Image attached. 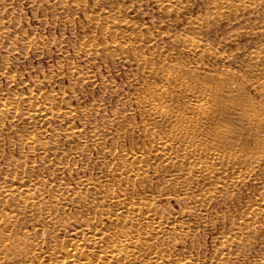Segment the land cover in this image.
I'll use <instances>...</instances> for the list:
<instances>
[{
  "label": "bare ground",
  "instance_id": "6f19581e",
  "mask_svg": "<svg viewBox=\"0 0 264 264\" xmlns=\"http://www.w3.org/2000/svg\"><path fill=\"white\" fill-rule=\"evenodd\" d=\"M27 1H29V0H27ZM57 1H59V0H57ZM104 1L98 0V2L100 4L99 11L103 12L105 14L104 16H108L109 20L105 21L106 19L105 20L103 19L105 22L102 21V23L100 21H95V25L99 26L102 29V31L109 33L112 36L115 44L121 45V47H122V46H127V45H134L137 42L146 41L151 47L150 52H152V54H156L157 52H160V53H163V55L165 54V57L168 56L166 53V50L163 49V47L166 45L164 44V40L161 37L159 38V37H154L151 35L150 36H147V35L144 36L143 32H140L141 29H139L137 31H135V30L131 31L130 28L132 27V24H134V23H132L133 20L130 19L131 17L129 18V16L126 15L123 10L122 11L124 13L121 11L113 10V9H116L117 7L113 8L114 7L113 6L111 8H108L110 6H108V7H106L107 5L103 6V5H105L103 3ZM168 1L170 2V4L173 6L174 9H177V11L185 9V7L187 6V4H182V5L180 4V2H182L184 0H168ZM234 1L226 2V4H224L223 2H220V1L215 2V4L213 5V11H212L214 14L211 15V13L210 14L205 13L206 15L195 16V18H193V19L191 18L192 21L190 19L191 23L189 21L188 22L190 23V25L195 26L197 28L201 27V29H202L204 26L206 27L207 26L206 24L208 22H210L212 20V18H214V17H218L217 19H219L221 17L224 18L225 16H231V15L237 14L241 9H243V10L244 9H251L254 6L258 5V3L261 1H262V3H264V0H238L237 2H234ZM47 3H48V1H47ZM66 3H67V0H66ZM185 3H186V1H185ZM12 5H14V4H12ZM23 5L24 4H22V6ZM45 5H47V4H45ZM83 5H85V4H83ZM109 5H111V4H109ZM81 7H83V6H81ZM3 8H4V5H3ZM76 8L79 9L78 6ZM4 10H6V6H5ZM34 10H37V9L34 8ZM210 10L211 9H209V11ZM89 11H91V10H89ZM75 13H77V12H75ZM92 13H93V11H92ZM99 13H98V15L101 16ZM86 16H87V14H86ZM3 18H6V17H3ZM19 18H21V17H19ZM95 18L97 20L98 16H96ZM89 19H90V16H89ZM93 19L94 18H92L90 20H93ZM7 20L5 19L4 21H7ZM90 20L88 21V23L90 22ZM214 20H215V18H214ZM11 22H12V20H11ZM20 22L23 23L22 21H20ZM218 22H219V20H218ZM67 23H69V22H67ZM211 23H213V22H211ZM3 25L0 23V33H2L3 35H4V33H7V32L10 33L9 30L4 29L5 26H3ZM11 28H12V26H11ZM138 28H140V27L138 26ZM94 29H96V28H94ZM10 30H12V29H10ZM233 33H234L232 35L233 37L235 36L236 33L238 34V32H233ZM2 34H1V36H2ZM250 34H253L254 37H255V35H258V36L264 35V29L261 28V26H260L259 30L251 31ZM10 36H12V35H10ZM23 36H25V35H23ZM182 36H183V34H182ZM189 36H191V35H189ZM17 37H18V35H17ZM29 37L27 36L25 38L27 39ZM15 38L16 37H14V40H15ZM51 38H52V36H51ZM64 38H65V36H64ZM259 38H261V37H259ZM54 39L55 38H53L52 40H54ZM179 39L181 41V36ZM0 40H1V38H0ZM21 40H24V39H21ZM173 40L171 42H174ZM177 40H176V42H177ZM29 41H31V39H29ZM91 41H90V43H91ZM113 41H111L112 42L111 44H113ZM88 42L86 43L87 45H88ZM97 42H100V41H97ZM105 42H108V40ZM14 43H16V42H14ZM27 43H28V40H27ZM30 44H31V42H29V46H30ZM1 45H2V42H1ZM103 45H101V46L103 47ZM182 45L184 47L183 49H185L189 54L193 55V58L196 57L197 59H199L200 57H203V55L206 52H208L207 51L208 46L206 45V43L204 41H202L201 39L195 37V36L186 37V39L182 40ZM258 45L259 44H257V46ZM109 46L112 47L111 45H109ZM176 46L178 47V45H176ZM76 47H74V48H76ZM80 47H82V46H80ZM93 47H94V45L92 43L90 45V49L92 50ZM87 48H89V47L87 46ZM127 48H129V47H127ZM134 48H136V47L134 46ZM110 49H112V48H110ZM93 50H94V48H93ZM114 50H116V48ZM120 50H122V49H120ZM61 51L62 50H60V52ZM128 51H129V49H128ZM133 51H135V50L133 49ZM142 51H144V50H142ZM77 52L79 53L78 49H77ZM98 52H100V51H98ZM167 52L169 53L171 51H167ZM251 52H253V51H251ZM254 52H253V54L250 53L251 57L248 54L250 60H249V63L247 64V67L250 71L261 70V72H263V70H264V44H263L261 49L255 50ZM109 53L111 54V51ZM146 53H143V52L138 53V58H139L140 63L146 69L145 71L148 72V76H147L148 79L146 81L144 80L145 81V88H146V89H143L144 94L141 96H138V99L136 98L137 99L136 102H138L137 107L139 106V109H141V113H142L141 114L142 120L141 119H139V120L143 121L142 123H144V125H143L144 127L141 128V130L140 129L138 130L136 124L133 125L132 122H131V125L128 127L129 128L128 133H129V135H131L130 136L131 140H132V138H134L136 140L137 137L135 138V136L137 135L138 137H141L143 139V142H144L143 145L140 144V141L142 139L140 138L141 139L140 140L138 138L139 139V146H137V144H136V146L126 147L128 145L127 142H125L126 140L125 141L121 140V139H123L124 136L122 135L123 136L122 137L121 135H119V137H118V135H117L118 138L121 137V139H120L121 142L123 141L127 145L126 146H123L124 144L123 145H116L115 147H112V148L107 147L104 150L107 153V155H109L108 159L105 161V164H104L106 167V169L104 168L105 173L104 174L102 173L103 174L102 177H105V180H107V182H103L100 180L97 181L93 177L86 176L85 174H84V176L80 175V167H79V172H78L79 174L74 177L73 172H72L73 166L71 164L65 163V162L64 163L57 162V161L55 162L52 158H50L48 155H46L47 153L41 154L39 160H40V162H42L45 165V167H47L50 170L49 171L50 173L53 174L55 172V174H56L59 172V173L63 174V173L68 171V172H70L72 177H68V176L66 177L64 175L65 177L62 176L59 179H56L54 176L50 177L48 175L46 176V174L43 175V173H41L40 171H38L37 173H33L31 171L32 172L31 173V172H27V170H24L23 174L21 176H16V175H12L10 177L3 176L4 177V178H2L3 180L0 179L1 180L0 181V264H234L239 259L238 255L237 256L233 255L232 251L234 249V246L238 240L244 239L246 236L251 238L252 240L259 239V238L263 239V242H262L263 243L262 244L263 250L260 253L259 257H257V259L254 260L253 262H250L247 264H264V232H263L264 231L263 230L264 229V192H261V191H260L261 192L260 194L252 197L249 200V203H248L247 207L245 208L244 213H242L241 217L239 216L240 219L238 218V220H235L225 234L221 233L222 234L221 244L219 247L217 246L218 248H217L216 252H214V255L212 254L213 256L210 259L207 260V259L201 257L199 254L198 255L197 254L192 255V254L188 253L186 255H182L176 251V249H178L177 247L179 244L178 236L181 237V235L185 232V230L183 231V233H181V235H178L177 233H178L180 228L184 229V226H187V225H185L186 224L185 222L188 223V221H185V219H184L187 217L186 215H189L198 209L205 210L208 213H209V211H211L215 208L219 209V207L215 206V205H218L220 202H223L222 201L223 198L226 199V197H228V196H225V195H228V189L230 187H233V186L236 187L239 184V182H241L244 178L246 179V177L251 174L250 173L249 175L246 176V173H245V175H243V173H240L239 171L242 170V168L247 169L249 167H256V166L260 165L259 163H257V165L254 164L255 161L259 162V160H258L259 155L257 156L258 152H255L254 150H249L248 148L243 149L244 147L242 148V151H241V150H239L238 146L236 145L237 143L236 144L234 143L237 138L234 136L236 134H232V132L235 133V131H232V129H231L232 135L231 134L229 135V131H230L229 129L233 127L230 125L231 123H230L229 118L232 116L233 113H237L238 118L242 119L241 121H243V122H240V121H238V122H240L241 125H242V123H244L245 126H247L249 129L248 130L249 133L251 131V132H253V134H254V132L256 134L255 139H253V140H255L254 141L255 143H253V141H251V144L252 143L256 144L254 149H257L256 151L262 150L264 140L262 139L263 136H261V138L259 136L264 132V131L262 132V129L264 126V123H263L264 120L262 119L264 117V115H262L263 111H264V109H263L264 104H260L261 102L259 103V101L257 100L258 98L256 99V101H258L259 104L256 103L255 100L254 101L250 100V98L248 97L249 94L247 95L245 86L242 82L244 79L246 80V78L242 75H241L242 77L240 76V74H243V73H239V75H238V72L236 73V72H233L232 70L229 72H227V71L222 72L221 71V73H217V71H218L217 70L216 73H213L212 70H209L202 65V63H203L202 61H201L202 63L198 62L196 64H195V62H197V61L193 62L195 64L194 66H189L185 62L179 63V65H177L175 68H170L166 63H165V65L168 67H166L165 65L164 66H157L153 61H151L147 57ZM65 54H66V52H65ZM170 55H171V53H170ZM97 56H96V58H97ZM111 56H113V55H111ZM148 56H150V55H148ZM122 58H124V57H122ZM231 58H232V56H231ZM11 60H13V59H11ZM91 60L88 62L93 61V60L92 61ZM115 60H116V58H115ZM132 60H134V59L132 58ZM167 60L168 59H166V61ZM171 62L173 63L174 60ZM95 63H96V61H95ZM133 63H132V65H134ZM158 64L160 65L159 62H158ZM161 64H163V63H161ZM177 64H178V62H177ZM9 65H10V63H9ZM107 66H108V64H107ZM92 68H95V67H92ZM129 68H131V67H129ZM213 68L215 70V67H213ZM222 68H224V67H222ZM248 69H246V71ZM61 70H62V68H61ZM137 70H136V72H137ZM249 70H248V72H249ZM36 71H37V69H36ZM234 71H236V70H234ZM128 73H129V71H128ZM249 73H251V72H249ZM4 74H5V72H4ZM63 74H64V72H63ZM255 74H256V72H255ZM263 74H264V72H263ZM72 75L76 76L80 79H83V80L90 78V76L86 72H84L83 70L78 69L76 67H75V69L73 68ZM132 75H133V73H132ZM249 77H250V75H249ZM106 78H107V76H106ZM109 78H110V76H109ZM241 78H244V79L242 80ZM253 78H254V76H253ZM254 79H256V78H254ZM115 80H117V79H115ZM255 81H256V83L258 82V86H259L258 89L262 93V94L261 93H259V94L264 96V78L259 77V79H256ZM50 82H52V80ZM56 82H57V80H56ZM75 82L76 81H74V83ZM127 83H124V84L127 85ZM107 84H108V81H107ZM252 84H253V79H252ZM11 85H13V84H11ZM17 85H19V84H17ZM73 87H75V86H73ZM250 87H253V85ZM43 89H42V91H44ZM33 90H35V87ZM48 90H50V89H48ZM74 90H76V88ZM38 91H39V89H38ZM50 91H49V93H51ZM125 91H126V89H125ZM133 91H134V89H133ZM34 92L35 91H33V93ZM58 92H59V90H58ZM135 92L136 91H134L132 93L134 94ZM86 93H88V92H86ZM16 94H18V95L15 96L11 102H7L6 100L1 102V107H3V109L6 108V110L7 109L17 110V109L21 108L20 107L21 105L20 106H18V105L20 103H23V105L25 107L24 118L26 119V123H27V127H28L27 130H25V132L27 134V138H28V141L26 142L27 144L33 143L35 141H39L40 143H42V145L47 144L48 141L44 140L43 135L47 131H49L48 130L49 125L55 123V120L63 121L64 119L65 120L71 119V118L73 119V117H75L74 113H76V112H74L72 110H61L60 108L55 107L54 101L56 99L58 100V96L55 94L53 96L50 94V96L47 98H44V96L41 97V96H36V95H32V94L30 95L29 93H28L29 95H26L24 93L19 94V92ZM42 94H43V92H42ZM93 94H94V92H93ZM5 96L8 97V95H5ZM97 96H98V94H97ZM105 97L106 96H104V98ZM250 97H252V96H250ZM70 98H72V97H70ZM255 98L256 97H254L253 99H255ZM81 100H83V97ZM93 100L95 103V99H93ZM61 101H63V100H61ZM114 101H115V99H114ZM126 101H128V100H125V102ZM83 102H85V101H83ZM63 103H64V101H63ZM85 103H83L82 105H84ZM59 105H60V103H59ZM107 105H108V103H107ZM78 107H79V105H78ZM92 107H94V106H92ZM62 109H63V107H62ZM94 109H95V107H94ZM120 109H121V107H120ZM133 110H135V108ZM8 112H10V111L8 110ZM129 112H131V111H129ZM85 113H87V112H85ZM132 113H133V111H132ZM134 113H136V112H134ZM135 115L136 114H134L133 116H135ZM112 117H113V114H112ZM122 117H124V115ZM84 118H86V117H84ZM88 118H89V116H88ZM103 118H105V117H103ZM134 118L136 119V117H134ZM233 118H234V116H233ZM233 118H231V119H233ZM238 118H237V120H238ZM14 119H17V118L15 117ZM228 119H229V121H228ZM3 120H1V121H3ZM112 120H113V118H112ZM96 121H97V119H96ZM226 121H228L230 123V124H228L230 126V128L227 125H225L228 123ZM232 121H233L232 125H234V122L236 120H232ZM121 122H120V124H121ZM59 123H62V122H59ZM85 123H86V121H85ZM126 123H127V121H126ZM1 124H2V122H1ZM235 124H238V123L236 122ZM17 126H18V124H17ZM224 126H227L229 129H227V127H224ZM83 127L84 126L78 127V126H74V125L69 126V127H65L64 128L65 135L69 139L73 140L74 138H78L79 140L84 142L86 140L87 136L85 135V132L82 129ZM105 127H107V126H105ZM126 127H127V125H126ZM85 128H86V126H85ZM235 128H234V130H235ZM92 129H95V128H92ZM243 129H246V128H244V126H243ZM95 130H97V129H95ZM35 131H38V133H36ZM114 131L112 130V132H114ZM125 131H126V129H125ZM236 131H238V130H236ZM241 131H242V129H241ZM246 131H247V129L245 130L244 133H246ZM49 132H48V134H49ZM94 132H95V134L97 133V131H94ZM239 132H240V130H239ZM239 132H236V133H238L237 134L238 136H241V135H239ZM242 132H241V134H243ZM1 133L2 132H0V135H1ZM3 133H5V132H3ZM9 133H11V132H9ZM106 133L107 132L103 133L102 135L96 134L95 137L98 135L100 138L105 139L107 136H109ZM117 133H119V132L117 131ZM263 135H264V133H263ZM115 136H116V134H115ZM230 136H234L236 138L234 140V142L232 141V139L231 140L229 139ZM246 136L247 135H245L243 137L245 138ZM248 136H249V134H248ZM61 137H62V135H61ZM249 137H251V136H249ZM16 138H17V136H16ZM115 139H117V138H115ZM239 140L240 139H238L237 142H239ZM244 140H246V139H244ZM14 142H15V140H14ZM58 142H59V140H58ZM3 144H5V143H3ZM70 144H71V141H70ZM241 144H242V142H241ZM241 144H238V145H241ZM243 144H246V143L244 142ZM59 145L60 144L57 143L53 147L56 148V150H58V148L60 147ZM248 145L250 146V144H247V146ZM225 146L226 147L228 146V147L226 148ZM243 146H245V145H243ZM44 147H46V146H44ZM94 147H95V145H94ZM239 147H241V146H239ZM85 149H87V148H85ZM234 149H236V150H234ZM54 151L55 150H53V152ZM25 152H26V150H25ZM49 152H51V151H49ZM64 152H65V149H64ZM67 152L68 153L70 152V154H71V153L78 152V151L74 150V148L72 146L71 148L68 149ZM29 153H28V155H29ZM53 154H55V153H53ZM261 154H263V153L261 152ZM61 155H62V153H61ZM17 156H15L14 159H16ZM35 156H36V154H35ZM95 156H96V154H95ZM91 158H92V156H91ZM103 160H104V157H103ZM26 161H27L26 164L30 162V161L28 162L27 159H26ZM61 161H63V160H61ZM85 161H86V159H85ZM80 165H81V163H80ZM25 167H26V165H25ZM45 167H43V168H45ZM8 168H10V167H8ZM96 169H97V167H96ZM250 169L253 170L254 168H250ZM252 170H251V172H252ZM4 171H5V173H7L6 170H4ZM20 171H22V170H20ZM42 171H44V170H42ZM237 172L240 174H237ZM3 175H4V173H3ZM251 175L253 176L254 174L252 173ZM247 179H248V177H247ZM255 179H257V178H255ZM260 181H262V180H260ZM261 187L262 188L264 187V183H263V186H261ZM71 190H73L71 192V194L70 195L67 194L68 191L70 192ZM235 193H236V189H235ZM231 195L234 196L235 194H231ZM251 196H252V194H251ZM163 198H168L169 200L171 198H173V199L175 198L178 201L176 203H179V202L183 203V202L187 201L188 203H191V205H183L182 204L184 207L182 206L183 208L181 211H174L173 208L171 207V205L169 204L171 201H168L169 203L166 201H165L166 203H161ZM239 198H242V197H239ZM234 199H236V198H234ZM219 205H221V204H219ZM244 207H242V208H244ZM227 209H228V207H227ZM223 211H224V209H223ZM223 211H222V216H224ZM225 219H224V222L227 221ZM187 220H190V218ZM214 223H216V221ZM224 225H225V223H224ZM31 226L34 228L33 230L29 229V227H31ZM188 230H189V228H188ZM33 232H35L36 237L34 235H32ZM49 232H50V234L52 233L51 235H53L54 238L51 239V241L48 245V244H46V241L48 240L47 236H48ZM180 232H182V231L180 230ZM223 233H224V231H223ZM185 234H186V232H185ZM51 235H50V237H51ZM194 235H195V232H194ZM186 237L187 236H185V238ZM193 237H195V236H193ZM195 239L196 238H194V240ZM217 243H218V241H217ZM193 244H195V242ZM239 244L241 245L240 242H239ZM45 245H48V246L45 247ZM196 245H198V244H196ZM189 246H190V244H189ZM193 247H194V245H193ZM241 249H243V248H241ZM241 249H239V250H241ZM181 250H182V248H181ZM207 250H205V251H207ZM239 250H237V251H239ZM240 264H244V263H240Z\"/></svg>",
  "mask_w": 264,
  "mask_h": 264
},
{
  "label": "rangeland",
  "instance_id": "374dc122",
  "mask_svg": "<svg viewBox=\"0 0 264 264\" xmlns=\"http://www.w3.org/2000/svg\"><path fill=\"white\" fill-rule=\"evenodd\" d=\"M47 1H48V3H47ZM185 1H186V3H185ZM219 1L226 4V2L234 1V0H219ZM219 1L218 0H184V1L180 2V4L181 5L187 4V6L185 7V9H182L180 11H177V9H174L168 0H105L103 2L105 4L103 6H106V5H107L106 7L110 6L108 8H111L113 6H114L113 8L117 7L116 9H113V10H117V11H121V12L124 11L125 14L129 16V18L131 17L130 19L133 20L132 23H134V24H132V27L130 28L131 31H134V30L137 31V30L141 29L140 32H143L144 36H146V35L150 36L151 35L154 37H159V38L161 37L164 40V44L166 45L163 47V49L166 50V53L168 56L165 57V54L163 55V53H160V52H157L156 54H152V52H150L151 47L146 41L137 42L134 45H127V46H122V47H121V45L115 44L112 36L109 33L102 31V29L99 26L95 25V21H100L102 23V21L105 22V21L109 20L108 16H104L105 14L103 12L99 11L100 4H99L98 0H96V1L95 0H81V1L80 0H67V3H66V0H59V1H57V0H35V1L34 0H31V1L30 0L29 1H27V0H21V1L20 0H15V1L14 0H4V1L1 0L0 1V23L2 25L4 24L3 25V26H5L4 29L9 30L10 33L7 32V33H4V35L2 33H0V38H1V40H0V46H1L0 47V69L2 70V71L0 70L1 71L0 72V82L2 81L1 82L2 84L0 83V90L2 91V92L0 91V108H1L0 109V116H1L0 117V132H2L0 135V179L3 180L2 179V178H4L3 176H8V177H10L12 175L21 176L23 174L24 170H27V172L32 171L33 173H37L38 171H40L41 173H43V175L46 174V176L48 175L50 177L54 176L56 179H59L62 176L63 177H65V176L66 177L67 176L72 177V175L68 171L63 173V174L59 173V172L56 174H55V172L53 174L50 173L49 172L50 170L47 167H45V165L42 162H40V160H39L41 154L47 153L46 155H48L50 158H52L55 162L56 161L62 162V163L65 162V163L71 164L73 166L72 172H73L74 177L79 174L78 172H79V167H80V175L84 176V174H85L86 176L93 177L97 181L100 180L103 182H107V180H105V177H102L103 174L105 173V169H106V167L104 165L105 161L109 157V155H107V153L104 150L107 147L112 148V147H115L116 145H123V144H124L123 146H126L128 144L126 147L136 146V144H137V146H139V139L141 137H138L136 135L135 138L137 137V139L135 140L134 138H132V140H131V137H130L131 135H129V133H128L129 132L128 127L131 125V122L133 125L136 124L138 130L139 129L141 130V128L144 127L143 126L144 123H142L143 121H141L142 120L141 109H139V106L137 107L138 102H136L138 99V96H141L144 94L143 89H146L145 88V81L148 79V77H147L148 72L145 71L146 69L140 63L139 58H138V53H141V52L146 53L148 51L147 52L148 54L146 53L147 57L151 61H153L157 66H164L166 63L170 68H175L177 65H179V63H183V62L187 63L189 66H194L198 62H200V63L203 62L202 65L205 68L212 70L213 73H216L217 70H218L217 73H221V71L222 72H226V71L229 72L231 70L233 72H236V73L238 72V75H239V73H243V74H240V76L242 75L246 78V80L244 78H241V79L242 80L244 79L242 82L245 86L247 95L249 94L248 97L250 98V100H252V101L255 100L256 103H258V101H259V103L261 102L260 104H264V96L261 95L262 93L258 89L259 88L258 82L256 83V81H255L256 79H259V77L264 78V76H263L264 70H263V72H261V70L250 71L247 67V64L249 63V60H250L249 55L251 57L250 53L253 54V52L255 50L261 49L263 44H264V42H263L264 41V35H259V36L255 35V37H254L253 34H250L251 31L259 30L260 26H261V28L264 29V3H262V1H261L258 3V5L254 6L251 9H244V10L241 9L237 14H234L231 16H225L224 18L221 17V18L217 19L218 17H214L216 21L214 20V18H212V20L206 24L207 26L206 27L204 26L202 29H201V27L197 28L195 26L190 25L192 19L195 18V16L206 15V14H210V13H211V15L214 14L212 12L213 11V5L215 4V2H219ZM237 1L238 0H235L234 2H237ZM12 4H14V5H12ZM22 4H24V5L22 6ZM45 4H47V5H45ZM83 4H85V5H83ZM109 4H111V5H109ZM3 5H4V8H3ZM5 6H6V10H4ZM77 6L79 9L76 8ZM81 6H83V7H81ZM34 8L37 10H34ZM209 9H211L210 10L211 12L209 11ZM89 10H91V11H89ZM92 11H93V13H92ZM96 11L98 13L100 12L99 14L101 16H99ZM75 12H77V13H75ZM86 14H87V16H86ZM95 15L98 16V18L100 20L98 18L96 20ZM89 16H90V19H92V18H94V19L90 20ZM3 17H6V18H3ZM19 17H21V18H19ZM3 19L4 20L8 19V20L4 21ZM103 19L104 20L106 19V20L104 21ZM190 19H191V21H190ZM11 20H12V22H11ZM89 20H90V22L92 21L91 23L89 22L90 24L88 23ZM218 20H219V22H218ZM20 21H22L23 23H21ZM67 22H69V23H67ZM211 22H213V23H211ZM11 26H12V28H11ZM138 26L140 28H138ZM9 28L12 30H10ZM94 28H96V29H94ZM233 32H238V34L236 33L235 36L233 37L232 36L234 34ZM1 34H2V36H1ZM182 34H183V36H182ZM10 35H12V36H10ZM17 35H18V37H17ZM23 35H25V36H23ZM26 35L28 37L29 36L30 37L26 39L25 38V37H27ZM189 35L195 36V37L201 39L202 41H204L206 43V45L208 46L207 51L209 53L206 52L205 53L206 55L204 54L203 57H200L199 59H197L196 57L193 58V55L189 54L185 49H183L184 47L182 45V40L186 39V37H191ZM51 36H52V38H51ZM64 36H65V38H64ZM180 36H181V41L179 39ZM14 37H16L15 40H14ZM259 37H261V38H259ZM53 38H55V39L52 40ZM21 39H24V40H21ZM29 39H31V41H29ZM175 39L176 40L178 39L177 42ZM27 40H28V43H27ZM107 40H108V42H105ZM172 40L175 43L171 42ZM13 41L16 43H14ZM90 41H91V43H90ZM97 41H100V42H97ZM111 41H113V44H111L112 43ZM1 42H2V45H1ZM29 42H31L30 46H29ZM87 42H88V45L86 44ZM92 43L94 45V47H93L94 50H93V48H92V50L90 49V45ZM257 44H259V45L257 46ZM101 45H103V47ZM109 45H111L112 47H110ZM176 45H178V47ZM80 46H82V47H80ZM87 46L89 48H87ZM134 46L136 48H134ZM74 47H76V48H74ZM127 47H129V48H127ZM110 48H112V49H110ZM115 48H116V50H114ZM77 49H78L79 53L77 52ZM120 49H122V50H120ZM128 49H129V51H128ZM133 49L135 51H133ZM60 50H62V51L60 52ZM142 50H144L145 52ZM98 51H100V52H98ZM110 51H111V54L109 53ZM167 51H171V52L168 53ZM251 51H253V52H251ZM65 52H66V54H65ZM170 53H171V55H170ZM111 55H113V56H111ZM148 55H150V56H148ZM230 55L232 56V58ZM96 56H97V58H96ZM122 57H124V58H122ZM115 58H116V60H115ZM132 58L134 60H132ZM11 59H13V60H11ZM166 59H168L167 60L168 62L166 61ZM172 59L174 60L173 63L171 62V61H173ZM90 60L92 62H88ZM95 61H96V63H95ZM195 61H197V62H195ZM158 62L160 63V65L158 64ZM177 62H178V64H177ZM193 62H195V64ZM9 63H10V65H9ZM132 63L134 65H132ZM161 63H163V64H161ZM107 64L109 67L107 66ZM168 66H166V67H168ZM75 67L86 72L90 76V78L83 80V79H80L76 76H73L72 70H73V68L75 69ZM92 67H95L96 69L92 68ZM129 67H131V68H129ZM213 67H215V70ZM222 67H224V68H222ZM35 68L37 69V71ZM61 68H62V70H61ZM246 69H248L249 72H251V73H249L248 70L246 71ZM136 70L138 73L136 72ZM234 70H236V71H234ZM128 71H129V73H128ZM4 72H5V74H4ZM63 72H64V74H63ZM255 72H256V74H255ZM132 73H133V75H132ZM249 75L253 79V84H252V79L249 77ZM106 76H107V78H106ZM109 76H110V78H109ZM253 76L256 79H254ZM115 79H117V80H115ZM51 80H52V82H50ZM56 80L58 83L56 82ZM74 81H76V82L74 83ZM107 81H108V84H107ZM124 83H127V85ZM11 84H13V85H11ZM17 84H19V85H17ZM252 85H253V87H250ZM73 86H75V87H73ZM34 87H35V90H33ZM75 88H76V90H74ZM38 89H39V91L41 90L40 91L41 93L38 91ZM42 89L44 91H42ZM48 89H50L51 91ZM125 89H126V91H125ZM133 89L137 93L135 92L133 94L132 93V92H134ZM58 90H59V92H58ZM33 91H35V92L33 93ZM49 91L51 93H49ZM15 92L16 93L19 92V94L24 93L26 95H29V94L31 95L33 93L32 95L41 96V97L44 96V98L49 97L50 94L52 96L55 94L58 96V100H59L58 101L56 99L54 101L55 107H58L61 110H72V111L76 112V113H74V116H75V117H73L74 120L72 118L66 119V120L64 119L63 121L55 120V123L49 125L48 130L50 132L47 131L43 135L44 140L48 141L47 144L42 145V143H40L39 141H35L33 143L27 144L26 142L28 141V138H27V134H26L25 130H27L28 127H27L26 119L24 118L25 107H24L23 103H20L18 105V106L21 105L20 106L21 108L19 107L20 109H17V110H10V109L6 110V108L3 109V107H1V102L5 101V100L7 102H11L14 99V97L18 95ZM42 92H43V94H42ZM86 92H88V93H86ZM93 92H94V94H93ZM259 93H261V94H259ZM97 94H98V96H97ZM5 95H8V97ZM103 95L106 97L104 98ZM250 96H252V97H250ZM70 97H72V98H70ZM82 97H83V100H81ZM254 97H256V98L253 99ZM93 99H95V103H94ZM114 99H115V101H114ZM256 99L258 101H256ZM61 100H63L64 103ZM125 100H128V101L125 102ZM83 101H85L86 103ZM58 102L60 103V105ZM83 103H85L86 105L85 104L82 105ZM107 103H108V105H107ZM78 105H79V107H78ZM92 106H94L95 109ZM62 107H63V109H62ZM120 107H121V109H120ZM134 108H135V110H133ZM263 109H264V107H263ZM8 110L10 112H8ZM129 111H131V112H129ZM132 111H133V113H132ZM85 112H87V113H85ZM134 112H136V113H134ZM112 114H113V117H112ZM134 114H136V115L133 116ZM123 115H124V117H122ZM237 115H238L237 113H233L232 116L229 118L231 124L228 122L229 119H228V121H226L228 123L225 125H227L230 128V126L228 125V124H230L231 126H233L232 128L229 129L227 126H224L230 130L229 135L231 134L232 131H235V133L232 132V134H236L234 136L237 139L234 136H230L231 138L229 137V139L230 140L232 139L233 142L236 139L234 143L235 144L237 143L236 145L238 146L239 150H241V151H242V148L244 147L243 149L248 148L249 150H254L255 152H258L257 156L258 155L260 156V157L258 156L259 162L255 161L254 164L257 165V163H259L260 165H258L256 167L247 168L248 170L250 168H254L253 170L250 169L248 171L246 168H244V169L242 168V170L239 171L240 173H243V175H245V173H246V176L249 175L250 173L251 174L253 173L254 175L252 176L250 174L251 176L250 175L247 176L248 179H247V177H246V179L244 178L241 182H239V184L236 187L235 186L230 187L228 189V195H225L228 197H226V199L221 198L223 201V202L219 203L221 205H219V204L215 205V206H218L219 209L215 208V209L209 211V213L206 212L205 210L198 209V210H195L193 213L189 214L190 216L186 215L187 217L184 219H185V221H188V223L185 222L186 223L185 225H187V226H184V229L180 228L178 233H177L178 235H181V233H183L184 230L186 232V234L184 232L181 235V237L178 236L179 244L177 247L178 249H176V251L182 255H186L188 253L192 254V255H195V254L198 255L199 254L201 257H203L207 260L210 259L214 255V252H216L217 248L221 244L222 234H225L228 231V229L230 228V226L233 224V222L235 220H238V218L240 219L242 213H244V210L249 203V200L252 197L257 196L261 192H264V187L263 188L261 187V186H263V183H264V150H263L264 144H263V149H262L263 151L262 150L256 151L257 149H254L256 144H253V143H255L254 142L255 140H253V139H255L256 134L254 132V134H255L254 135L253 132H251V131H250V133H251L250 134L248 131L249 130L248 127L245 126L244 123H242V125L240 124V122H243V121H241L242 119L238 118ZM262 115H264V111H263ZM88 116H89V118H88ZM114 116L115 117L117 116V117L115 118ZM233 116H234V118H233ZM15 117L17 119H14ZM84 117H86V118H84ZM103 117H105L106 119ZM134 117H136V119ZM112 118H113V120H112ZM231 118H233V119H231ZM237 118H238V120H237ZM96 119H97V121H96ZM139 119H141V120H139ZM262 119L264 120V117ZM1 120H3V121H1ZM232 120H236L234 122V125H232L233 124ZM85 121H86V123H85ZM119 121L120 122L122 121L121 124ZM126 121H127V123H126ZM238 121H240V122H238ZM1 122H2V124H1ZM59 122H62V123H59ZM236 122L238 124H235ZM17 124H18V126H17ZM73 125L78 126V127L84 126L82 129L84 130L85 135L87 137L89 136L88 138L86 137V140L84 142H82L78 138H74L73 140L69 139L65 135L64 128L69 127V126H73ZM104 125L107 127H105ZM126 125H127V127H126ZM235 125L236 126L238 125V126L236 127ZM85 126H86V128H85ZM243 126H244V128L247 129L246 133H244L246 129H243ZM92 128H95L97 130L92 129ZM234 128H235V130H234ZM125 129H126V131H125ZM231 129H232V131H231ZM241 129H242V131L243 130L244 131L242 132ZM112 130L113 131L115 130V131L112 132ZM236 130H238V131H236ZM239 130H240V132H239ZM94 131H97L96 134H98V135H102L103 133L107 132L106 134L109 136H107L105 139L100 138L98 135L95 137L96 134ZM117 131L119 133H117ZM263 131H264V126L262 129V132ZM3 132H5V133H3ZM9 132H11V133H9ZM35 132L38 133V131H35ZM48 132L51 136L48 134ZM236 132H239V135H241V136H238L237 135L238 133H236ZM241 132L244 135L241 134ZM247 133L251 137H249ZM263 133L261 135L259 134L260 135L259 137L261 138V136H263L262 139L264 140ZM115 134H116V136H115ZM61 135H62V137H61ZM117 135H118V137H119V135H121V136L123 135L124 137L122 136L123 139H121V137L118 138ZM245 135H247L249 138L247 136L244 138L243 136H245ZM16 136H17V138H16ZM115 138H117V139H115ZM120 139L123 141L126 140L125 142H127V144L124 143L123 141L121 142ZM238 139H240L239 142H237ZM244 139H246L247 141ZM14 140H15V142H14ZM58 140H59V142H58ZM70 141H71V144H70ZM251 141H253L252 144H251ZM241 142H242V144H241ZM244 142L246 144H243ZM3 143H5V144H3ZM57 143L60 144L59 145L60 147L58 148V150H56V148L53 147ZM143 143L144 142L142 139L140 141V144L143 145ZM238 144H241V145H238ZM247 144H250L251 147L249 145L247 146ZM94 145H95V147H94ZM243 145H245V146H243ZM44 146H46V147H44ZM72 146H73L74 150H77L78 152H74L71 154H70V152L68 153L67 152L68 149L71 148ZM239 146H241V147H239ZM85 148H87V149H85ZM24 149L26 150V152ZM64 149H65V152H64ZM236 149H234V150H236ZM53 150H55V151L53 152ZM49 151H51L52 153ZM260 151L263 154H261ZM28 153H29V155H28ZM53 153H55V154H53ZM61 153H62V155H61ZM35 154H36V156H35ZM95 154H96V156H95ZM14 155L15 156L18 155L16 157V159H14L15 158ZM91 156H92V158H91ZM103 157H104V160H103ZM26 159L28 160V162L30 161L32 164L30 162L26 164V162H27ZM85 159H86V161H85ZM61 160H63V161H61ZM8 162L9 163L11 162V163L9 164ZM80 163H81V165H80ZM25 165H26V167H25ZM7 166L10 168H8ZM43 167H45V168H43ZM96 167H97V169H96ZM4 170H6L7 173H5ZM20 170H22V171H20ZM42 170H44L45 172ZM251 170H252V172H251ZM3 173H4V175H3ZM240 173L237 172V174H240ZM254 177L257 179H255ZM260 180H262V181H260ZM235 189H236V193H235ZM73 190H71L70 192L68 191L67 194L70 195ZM231 194H235V195L233 196ZM251 194H252V196H251ZM239 197H242V198H239ZM234 198H236V199H234ZM165 201L166 202L171 201L170 203L169 202L168 203L171 205V207L173 208L174 211H181L182 208L184 207L183 205H191V203H188L187 201H186L187 203L186 202L176 203L178 201L175 198L174 199L171 198L170 200L168 198H163L161 203H166ZM241 206L242 207L245 206V207L242 208ZM227 207H228V209H227ZM223 209H224V211H223ZM222 211H223L224 216H222ZM189 218H190V220H187ZM224 219L227 221L224 222ZM214 220L216 221V223H214L215 222ZM224 223H225V225H224ZM188 228H189V230H188ZM29 229L33 230L34 228L31 226V227H29ZM180 230L182 232H180ZM193 231L195 232V235H194ZM223 231H224V233H223ZM51 234L49 232V234L47 236L48 240L46 241V244H48V245H49L51 239L54 238L53 235H51ZM32 235H34L36 237L35 232H33ZM50 235H51V237H50ZM192 235L195 237H193ZM185 236H187V237L185 238ZM194 238H196L195 239L196 241L194 240ZM217 241H218V243H217ZM194 242H195V244H193ZM239 242L241 243V245L239 244ZM262 242H263V239L259 238V239L252 240L251 238H249L247 236L244 239L238 240L237 243L235 244L236 247L234 246V249L232 251L234 256L235 255L239 256L238 261L235 262L234 264H240V263L247 264V263H250V262H253L254 260H256L257 257H259L260 253L263 250V245H262L263 243ZM189 244H190V246H189ZM196 244H198V245H196ZM48 245H45V247ZM193 245H194V247H193ZM181 248H182V250H181ZM241 248H243V249H241ZM239 249H241V250H239ZM205 250H207V251H205ZM237 250H239V251H237Z\"/></svg>",
  "mask_w": 264,
  "mask_h": 264
}]
</instances>
